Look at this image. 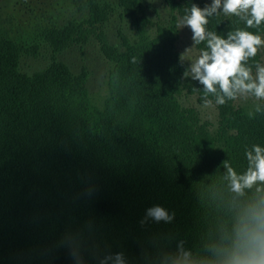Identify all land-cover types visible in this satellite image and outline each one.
Returning <instances> with one entry per match:
<instances>
[{"label":"trees","instance_id":"16d2710c","mask_svg":"<svg viewBox=\"0 0 264 264\" xmlns=\"http://www.w3.org/2000/svg\"><path fill=\"white\" fill-rule=\"evenodd\" d=\"M135 25L122 49L107 53V93L95 101L83 72L54 57L40 70L21 69L23 42L0 34V264H100L122 252L125 264H221L264 185L231 191L222 166L247 168L246 149L264 147V112L256 104L217 105L210 129L178 100L184 65L174 18L151 34L143 0H117ZM80 23L45 28L54 51L87 38L108 19L106 0H87ZM200 8L204 5L196 4ZM135 21V22H134ZM206 29L227 38L248 28L214 14ZM103 35V30L93 32ZM260 51L250 58L260 64ZM201 94L204 97L203 86ZM207 98L215 101V97ZM261 190L258 192L257 188ZM162 206L171 222L145 220Z\"/></svg>","mask_w":264,"mask_h":264},{"label":"rangeland","instance_id":"374dc122","mask_svg":"<svg viewBox=\"0 0 264 264\" xmlns=\"http://www.w3.org/2000/svg\"><path fill=\"white\" fill-rule=\"evenodd\" d=\"M99 1V0H98ZM102 1V0H100ZM111 5L108 19L94 26L103 30V35L86 30L87 38L80 43H73L62 51H54L42 37L45 28L63 27L68 21L80 23L88 14L87 0H0V34L21 40L26 46L20 56L23 71L33 72L42 69L51 58L65 62L75 73L85 74L86 86L95 101H101L107 93L108 71L111 63L103 50L110 53L111 49H122V40H130L135 33V25L131 18L122 10L117 0H106ZM210 5L212 0H143V10L138 15L145 17L144 28L151 34L157 26L176 21L178 37L176 49L184 65V72L206 49V42L194 44L193 33L188 26L180 24L181 19L190 14L193 4ZM225 16L222 11L219 13ZM135 22V21H134ZM264 40V33L261 34ZM260 65L264 66V46L259 48ZM255 75V70L253 72ZM202 85L190 76L182 75L178 100L184 106L196 111L200 121L208 124L210 129L216 127L218 110L214 100L205 105L201 94ZM255 97H238L235 103L254 104Z\"/></svg>","mask_w":264,"mask_h":264},{"label":"clouds","instance_id":"9594fccd","mask_svg":"<svg viewBox=\"0 0 264 264\" xmlns=\"http://www.w3.org/2000/svg\"><path fill=\"white\" fill-rule=\"evenodd\" d=\"M223 12L234 15L246 22L248 28L258 27L264 21V0H212L200 8L193 4L190 14L185 15L180 24L190 27L194 44L206 42V49L190 64L184 76L198 81L203 86L204 103H212L207 97H215V103L223 105L228 100L238 97L253 96L264 100V66H253L248 63L257 55L258 49L264 46L260 35L247 30L237 29L227 34V38L214 31H208V18ZM182 60V59H181ZM264 112V106L256 104L254 111L248 113L249 118ZM247 168L238 173L226 159L222 162L226 170L225 179L230 182L231 191L243 195L245 189L264 185V147L253 145L246 149ZM261 189L258 187L257 191ZM170 215L162 206L156 205L146 210L145 220L151 218L156 222H171ZM75 264H80L76 251L71 252ZM190 253L178 246L176 260L187 264ZM113 256H105L100 264H107ZM114 264H125L124 254H114ZM221 264H264V199L249 207L242 227L237 232V240L226 253Z\"/></svg>","mask_w":264,"mask_h":264}]
</instances>
